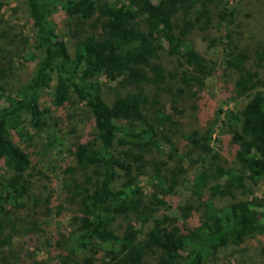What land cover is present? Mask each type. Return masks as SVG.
I'll return each instance as SVG.
<instances>
[{"label": "trees", "instance_id": "trees-1", "mask_svg": "<svg viewBox=\"0 0 264 264\" xmlns=\"http://www.w3.org/2000/svg\"><path fill=\"white\" fill-rule=\"evenodd\" d=\"M232 1L25 0L29 37L0 9V264L18 260L9 249L14 240L44 234L41 205L45 216L51 212V197L35 194L30 155L12 135L27 140L28 126L46 125L41 96L51 87L50 104H81L93 132L70 149L75 168H67L73 176L64 182L69 208H58L71 212L66 240L62 246L57 241L53 258L34 264H211L225 250L236 252L256 236L264 240V194L252 193L264 181V36L248 67L249 51L228 31ZM57 10L66 17L71 52L51 25ZM194 36L203 45L197 47ZM17 57L33 70L14 91L9 79ZM219 68L234 75L231 100H246L221 121L234 166H221L213 146L221 142L212 139L221 110L202 130L183 136L188 150L173 168L147 161L160 142L169 143L165 128L173 124L159 108L150 122L148 107L165 93L173 106L185 94L195 97ZM100 79L134 91L115 92L108 103ZM143 85L152 86L151 100ZM147 167L153 168L149 197L141 185ZM188 168H195L191 177ZM185 184L192 196L172 218L168 200ZM119 218L125 222L120 235L114 228Z\"/></svg>", "mask_w": 264, "mask_h": 264}, {"label": "rangeland", "instance_id": "rangeland-1", "mask_svg": "<svg viewBox=\"0 0 264 264\" xmlns=\"http://www.w3.org/2000/svg\"><path fill=\"white\" fill-rule=\"evenodd\" d=\"M156 1V0H154ZM25 0H0V9L5 18L16 25V31H23V34L30 35V19L25 13ZM231 7L235 11L234 21L228 28L232 31L235 44L240 48H246L249 52L250 60L248 67L253 65V56L255 49L262 43L264 36V0H233ZM51 25L56 33L64 39L71 52L73 39L70 37V29L66 26V17L63 12L57 10L50 18ZM196 46L203 45L200 37H193ZM163 63L168 69H171L170 62L172 58L164 52L161 54ZM32 64L24 63L21 57L15 58L9 79V85L12 90H16L22 84L26 83L32 74ZM234 75L219 68L213 79L206 82L203 89L195 97L183 95L178 104L172 105L167 93L162 98H158L159 104L148 107V118L150 122L154 118L155 110L162 109L165 117H171L173 124H166V134L169 143L160 142L159 149H152L146 155L149 162L167 163V168H173L177 163V155L183 154L188 150L183 136L188 135L190 131L209 125L216 119L218 110H221L218 124H214L212 139H218L221 142L214 144V148L220 156L218 163L229 168L234 166L235 156L233 146L229 142V135L224 134L225 128L221 129V121L225 119V113L238 111L244 106L246 100H231V91ZM102 90L106 101L109 103L115 92L134 91V86H127L121 89L115 83H109L105 79H100ZM144 93L150 100L153 95V88L150 85L141 86ZM53 88H49L42 93L41 105L48 109L45 122L46 125L40 130L27 127L26 132L29 138L18 141V137L13 133V139L30 155L33 162L31 171V181L34 184L35 194L39 198L47 199L49 197L48 207L51 208L50 214L45 216V209L41 205L38 217L41 221L44 234L42 235H23L14 240L13 246L9 249L15 254L18 260L15 264H34L37 261H44L53 258L54 251L57 250V241H62V246L66 240L68 225L71 218V212L66 210L59 211V207L68 209L64 204L67 191L64 187L65 181H70L72 172L67 168H75L74 161L70 155V149L78 142L79 138L85 137L93 132L91 125V115L81 104L68 103L62 108H55L50 104V97ZM164 105V106H163ZM171 154V155H170ZM170 155V157H169ZM152 167L146 168V176L141 177V185L145 196L149 197L153 193L152 181L149 179L152 174ZM190 177L195 168H188ZM166 168L162 169L165 174ZM80 177V173L74 176V179ZM189 177V178H190ZM183 186L178 190L176 196L168 200L171 206L168 215L172 218H179L180 212L177 206L186 204L192 194ZM253 196L261 197L264 194V181L258 183L252 188ZM125 222L119 218L114 224L118 235L121 234ZM65 237V238H64ZM263 237L256 236L248 240L242 249L233 252L225 250L217 257V262L211 264H264V256L260 254ZM49 243V244H47ZM51 246V247H50ZM53 251V252H52ZM53 254H50V253ZM12 263L14 260L8 258Z\"/></svg>", "mask_w": 264, "mask_h": 264}]
</instances>
